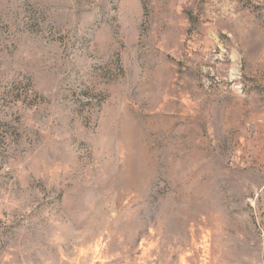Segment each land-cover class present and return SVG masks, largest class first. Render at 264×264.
Listing matches in <instances>:
<instances>
[{"label": "rangeland", "instance_id": "1", "mask_svg": "<svg viewBox=\"0 0 264 264\" xmlns=\"http://www.w3.org/2000/svg\"><path fill=\"white\" fill-rule=\"evenodd\" d=\"M0 264H264V0H0Z\"/></svg>", "mask_w": 264, "mask_h": 264}]
</instances>
